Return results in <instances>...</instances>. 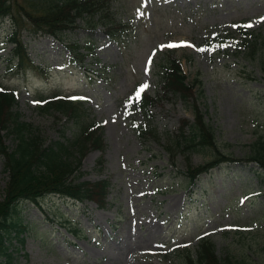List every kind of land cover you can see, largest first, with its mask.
Wrapping results in <instances>:
<instances>
[{
  "label": "rangeland",
  "instance_id": "rangeland-1",
  "mask_svg": "<svg viewBox=\"0 0 264 264\" xmlns=\"http://www.w3.org/2000/svg\"><path fill=\"white\" fill-rule=\"evenodd\" d=\"M111 5L117 21L128 26L119 42L107 39L102 26L89 32L80 20L61 40L33 32L27 22L23 46L33 65L19 72L9 70L10 20L0 18V86L17 90L13 112L39 129L46 143L63 141L73 138L76 126L56 111L42 110L41 96L55 91L81 97L102 127L104 144L87 151L74 178L109 182L104 207L56 194L38 203L19 202L16 214L28 228L8 238L11 258L0 250V264H187L182 249L194 252L201 236L212 240L224 264H264L263 170L254 163L229 164L189 187L181 174L183 154L171 159L165 145L181 119L193 121V103L164 93L158 72L164 53L173 48L187 81H201L196 103L212 125L218 151L246 157L251 144L264 137V45L250 54L238 28L251 24L248 29L264 36V0H112ZM88 36L94 53L80 63L66 43H85ZM145 84L143 92L161 97L153 108L157 136L144 133L151 123L130 101ZM5 142L14 145L10 134ZM216 152L199 147L192 162L204 163ZM3 161L0 156V195L8 179ZM60 214L82 228L80 237L56 220Z\"/></svg>",
  "mask_w": 264,
  "mask_h": 264
},
{
  "label": "trees",
  "instance_id": "trees-1",
  "mask_svg": "<svg viewBox=\"0 0 264 264\" xmlns=\"http://www.w3.org/2000/svg\"><path fill=\"white\" fill-rule=\"evenodd\" d=\"M112 0H0V18H9L11 34L8 39L14 44L12 55L8 64L9 70L22 71L26 69L29 57L23 46L21 37L23 29L30 22L35 33L50 34L60 40L67 29L74 30L79 26L78 20L93 33L95 28L102 26L103 32L111 40L127 31L128 26L118 22L116 13L112 9ZM242 34V42L245 50L250 54L262 49L264 36L260 32L239 26ZM93 40L88 36L85 43L79 41L67 42L71 49V58L82 61L86 56L94 53ZM15 58L17 59L16 61ZM93 72L98 69L90 68ZM159 78L164 93L172 92L184 99H191L194 107V119H181L178 130L172 136H168L169 142L165 145L171 159L177 153H182L186 169L181 173L188 186L196 183L203 173L210 172L218 165L253 162L264 172V137L259 136L252 144L250 153L243 158L233 157L217 149V141L212 125L206 121L199 104L196 103V84L201 82L199 77L193 81H187L182 65L181 57L169 48L164 53L158 65ZM264 72V61H263ZM0 156L4 158L3 166L8 179L3 193L0 195V250L7 253L8 238L19 236L28 227L22 218L16 214L17 204L24 201L38 202L47 194H58L74 201L93 200L98 206L106 205L108 193V179L102 178L95 181H75L74 175L80 173L83 157L90 148L102 149L104 138L102 127L93 118L89 117L85 101L81 97L62 96L58 92L49 97L41 96L42 110L56 111L64 115L76 126V132L72 139L63 141H50L46 143L39 129L31 123L23 121L19 113L13 112V106L17 100V92L0 87ZM132 106L139 110L153 122V108L160 102L161 97L152 96L143 92L138 102ZM195 96V97H193ZM144 133L157 136V129L152 125ZM11 135L14 145L5 142V135ZM212 146L217 152L204 163L193 164L191 154L199 147ZM81 174V173H80ZM188 187V192L191 188ZM192 196V195H190ZM60 221L69 232L75 236H81L77 225L68 224L64 216ZM24 242V237L19 238ZM183 261L187 264H224L219 259L214 243L207 236H201L194 252L190 247L182 249Z\"/></svg>",
  "mask_w": 264,
  "mask_h": 264
},
{
  "label": "snow or ice",
  "instance_id": "snow-or-ice-1",
  "mask_svg": "<svg viewBox=\"0 0 264 264\" xmlns=\"http://www.w3.org/2000/svg\"><path fill=\"white\" fill-rule=\"evenodd\" d=\"M143 14V13H141ZM262 21H264V18H261ZM247 27H252L251 24L247 25ZM178 46H190V45H176V44H169L166 45V47H178ZM224 45H221V47H223ZM205 49H201V51H204ZM151 63V60H149V64ZM148 87V85H142L141 88L139 89V91H137V93L135 94V96L132 98L133 102H138L141 98V94L143 93V91ZM2 91V90H0Z\"/></svg>",
  "mask_w": 264,
  "mask_h": 264
}]
</instances>
